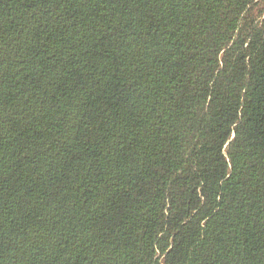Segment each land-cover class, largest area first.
Returning a JSON list of instances; mask_svg holds the SVG:
<instances>
[{
	"label": "trees",
	"instance_id": "trees-1",
	"mask_svg": "<svg viewBox=\"0 0 264 264\" xmlns=\"http://www.w3.org/2000/svg\"><path fill=\"white\" fill-rule=\"evenodd\" d=\"M0 264H264V0H0Z\"/></svg>",
	"mask_w": 264,
	"mask_h": 264
}]
</instances>
